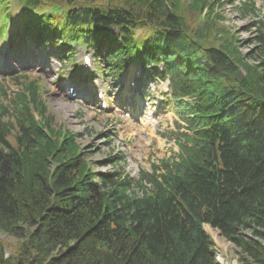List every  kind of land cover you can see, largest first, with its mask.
<instances>
[{"label": "trees", "instance_id": "1", "mask_svg": "<svg viewBox=\"0 0 264 264\" xmlns=\"http://www.w3.org/2000/svg\"><path fill=\"white\" fill-rule=\"evenodd\" d=\"M120 1L114 15L96 12L95 19L123 16L127 33L139 23L157 22L153 45L173 49L172 39L185 61H194L186 86L206 110L208 142L198 150L202 155L186 157L151 192L136 197L127 193V181L83 175L76 139L62 141L60 132L44 131L53 118L38 93L33 91L31 103L45 126L24 97L10 118L0 105V230L28 238L7 257L0 241V264H217L203 223L240 245L251 259L247 264H264L258 240L264 239V22L257 38L261 58L251 66L231 60L234 38L215 20L220 0ZM205 7L194 56L185 18Z\"/></svg>", "mask_w": 264, "mask_h": 264}, {"label": "rangeland", "instance_id": "2", "mask_svg": "<svg viewBox=\"0 0 264 264\" xmlns=\"http://www.w3.org/2000/svg\"><path fill=\"white\" fill-rule=\"evenodd\" d=\"M76 1L81 2L83 0ZM101 1L97 3H104L105 5L103 8L110 12L107 14V16H111L113 13V6L111 5V3H115L118 0ZM222 1L223 2L219 5V15L223 17V19L221 20L222 25L229 29L233 36H236L239 39L238 50L241 54V58L248 61V65L253 66L258 64V61L261 58V48L255 41V38L257 37V27L253 22L257 21L259 18H264V0H247L253 1L255 3L256 9L255 13L248 15H244L243 11L238 7L242 2L246 0ZM0 4H2V2ZM1 21L2 20L0 19V26L2 24ZM114 21L115 20H113L112 22ZM199 21L200 18L197 15H194L193 18L189 20V24L191 27L196 28ZM81 24H85V22ZM109 24H111V22ZM156 24L157 22L152 23V25ZM92 25L97 26L96 23H93ZM139 32L145 34V29H140ZM117 34L119 35V33L116 31L115 36ZM10 36L11 35H9V31H7V29L3 30L2 33L0 30V41L1 38L3 39V41H7L11 38ZM77 52H79V46L77 47ZM26 54H30V47L27 48V52H24L22 50V47L19 48L17 45V55L19 57L17 59L18 65H15L16 72L13 73L7 71V73L4 74V72L0 71V77H5L7 80L6 83L10 87V98L12 96L14 97L17 89L19 91L21 90V83L19 81V73L21 72H18V70H25L26 68L22 65L23 60L21 59L20 55L26 56ZM44 57L47 58L46 56ZM45 58L44 60L30 59L26 63L43 67L46 65H50L51 61H47ZM48 59H50V56L48 57ZM35 71L36 73L31 75L32 78L33 76H43L46 92L49 91V93H43V97L48 103L49 109L51 111L50 116L53 117V123L56 126L57 124H65L68 130L78 135L81 144L94 145L93 148L94 150H97V153L93 155V158L97 160H101L102 158H104V152L100 151V147H103L104 151H107L109 148L114 151L121 150V153H118L117 156L122 157V164L125 166V169L132 175L137 176L139 170L138 164L140 163V161L144 165H150L152 161H156L158 159H161L162 157H169L174 152L178 151V147L176 146L174 140H168L166 138L154 140V142L149 145L146 144L143 140L144 138H146V136L141 133H138L137 136L135 135L136 132H140V128H138L137 131L134 129H130L125 140H118L117 137L120 138L119 132L121 131L122 127L120 126V123L125 124L122 118L117 119L116 117H114L113 119V115L110 114L109 119H103L104 117H102V115H98L97 113H92L85 110L86 108L84 105L77 104L69 99L65 100L63 98L64 96L62 95L61 88H57L52 81L48 80L46 73L42 71V69ZM144 72L148 73L146 71ZM10 77H13V80L15 81L10 82ZM156 83L160 85V87L156 86L155 95H157L160 91L162 92L167 90L166 83H161L159 81H156ZM112 89L114 92L119 91L117 89V86H112ZM31 97H34L33 94H31ZM167 98H169V96ZM4 100L7 102L10 99L6 98ZM116 101L117 98L114 99V103H116ZM164 115L166 116L165 118L168 124L165 127L160 128L158 131H161V129L164 128V131L166 132L175 130V125H177L176 123L180 124L181 131L184 130L185 125L180 122L179 117L175 115L173 108L171 112H167ZM109 135H111L112 139H110ZM106 138H109V140H112L111 142H113L109 147L102 146ZM49 163L51 166L54 165H52V162H50V160ZM95 168L100 169L97 165L95 166ZM101 169L104 170L105 167L103 166L101 167ZM23 225H26V223H23ZM202 230L207 233L210 240L213 242V245L210 249L213 255H215V261L217 262V264H247V261L245 262L246 258H248L247 260H251L248 257L249 255L241 248V246L238 245L233 239L228 238L221 229L214 227L210 223H203ZM244 232L248 236L254 237L251 230H244ZM27 239L28 238L25 232L19 235H15L13 233H7L6 231L4 232L3 230H0V241L3 242L4 253H6L5 257L18 252V247L24 242V240ZM258 240L264 244V239ZM131 260L132 262H134L133 258Z\"/></svg>", "mask_w": 264, "mask_h": 264}, {"label": "bare ground", "instance_id": "3", "mask_svg": "<svg viewBox=\"0 0 264 264\" xmlns=\"http://www.w3.org/2000/svg\"><path fill=\"white\" fill-rule=\"evenodd\" d=\"M146 103V102H145ZM158 105H160V108H159V110L163 113V114H165V113H167V112H169V111H171L172 109H170V108H167V107H164V106H162L161 105V103H159ZM158 105H155V107H158ZM129 107H130V105L128 104V105H126V110H129ZM150 110V109H149ZM152 115V113H147V114H144V116L141 118V120H142V122H141V126H143L142 127V129H143V131H148V132H152L153 131V127L154 128H156V129H160V128H163V127H165L167 124H168V122H166V120H161V119H157V120H150V116ZM147 120V121H146ZM147 122L148 123H151L150 124V126H147V127H145V124H147ZM156 124V125H155ZM153 126V127H152ZM210 130H212V128H206L205 129V132H207V131H210ZM181 133H183L182 131H180ZM165 136L167 135L168 136V134L167 133H165L164 134ZM197 141H195V143H196V145L197 144H199L200 146L203 144V142L204 141H206V138H205V136H202V137H197ZM192 148H197L196 146H191ZM192 152L190 151L189 153H183V151H182V149H179L178 148V151H176V152H174L171 156L175 159V160H179L180 159V157H181V155L183 156V155H185V157H190V158H192L193 159V157L195 158V156H199V155H202L200 152H195V153H192ZM216 160H219L217 157H216ZM221 161V160H220ZM219 161V162H220ZM155 163H156V161H155ZM183 164H185V162L184 161H178V162H173V163H171V166L173 167V168H177V167H180V166H182ZM202 165H204V168H206V166H205V163L203 162L202 163ZM203 168V167H202ZM207 169V168H206ZM207 171H209V170H207ZM148 177H149V179L152 181V182H155L156 184H160V183H162L163 182V180H164V178H162L160 175H158V174H155L154 176H150V174H148V173H145ZM212 245H213V242H212Z\"/></svg>", "mask_w": 264, "mask_h": 264}]
</instances>
